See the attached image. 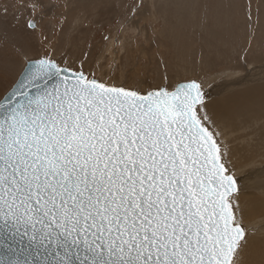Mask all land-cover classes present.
<instances>
[{"label":"snow or ice","instance_id":"6c2138e0","mask_svg":"<svg viewBox=\"0 0 264 264\" xmlns=\"http://www.w3.org/2000/svg\"><path fill=\"white\" fill-rule=\"evenodd\" d=\"M16 7L24 29L43 0ZM131 24L169 10L177 50L251 26L264 0H125ZM9 5L2 6L3 16ZM242 17V20H241ZM0 60V264H242L250 229L218 113L198 79L133 88L89 53Z\"/></svg>","mask_w":264,"mask_h":264},{"label":"rangeland","instance_id":"374dc122","mask_svg":"<svg viewBox=\"0 0 264 264\" xmlns=\"http://www.w3.org/2000/svg\"><path fill=\"white\" fill-rule=\"evenodd\" d=\"M23 2L0 0V60L22 61L25 57L21 48L28 57L49 54L57 60L67 57L70 61L87 52L85 71L133 88L160 83L164 70L158 61L165 60L170 76L177 81L198 78L211 94L212 101L264 82V77L259 76L264 72V15L251 26L240 23L233 30H221L215 35L206 32L203 41L190 43L183 51H178L175 37L165 35L170 14L167 9L161 10L159 15L155 9H147L146 13L151 14L129 24L122 18L125 0H43V21L36 31L28 32L23 19H15L19 13L27 16V8L16 7ZM147 2L166 3L167 0ZM4 4L9 5L6 18L2 11ZM241 80L247 81L241 85ZM216 118L222 120L218 122L224 133L223 142L239 180L238 214L243 219L246 217L245 225L251 230L242 264H264V216L254 211L258 205L264 213L260 208L264 204V185L261 184L264 182V141L260 143L263 151L260 148L259 151L261 135L256 132L260 128L251 129L249 125L232 132L224 126L222 115L218 113ZM247 145L253 147L252 150ZM247 199L254 201L255 208ZM258 201L261 204H257Z\"/></svg>","mask_w":264,"mask_h":264},{"label":"bare ground","instance_id":"6f19581e","mask_svg":"<svg viewBox=\"0 0 264 264\" xmlns=\"http://www.w3.org/2000/svg\"><path fill=\"white\" fill-rule=\"evenodd\" d=\"M17 12V11H16ZM264 70V69H263ZM259 76L261 77V76H263L264 77V72L262 71L260 74H259ZM263 77L261 78V79H263ZM245 79V78H244ZM247 80H245V81H242L241 80V82H240V84L242 85V84H244L245 82H246ZM261 81V80H260ZM263 81V80H262ZM261 83V82H260ZM223 89V88H222ZM217 92V91H216ZM220 92V91H219ZM218 92V93H219ZM213 94V93H212ZM220 94V93H219ZM232 94V95H231ZM212 103H213V107H214V109H215V111L217 112V113H219L220 114V116L222 115L223 116V118L222 119H224L225 120V124H224V126H226V128H230V130L233 132L234 130H236V132H237V130H238V127H249V125H250V128L252 129V128H255V127H258V128H260L259 130H257L256 132H257V134L258 135H261V138H260V140L258 141L259 142V145H258V147H257V149H259L260 148V143H262L263 144V142L262 141H264V82H263V84H261V85H258V86H252L251 87V85H250V87H247L246 89H243V90H241L240 89V91L239 92H234V93H230V94H228V96H225V97H223V98H220V99H217V100H213L212 101ZM219 117V116H218ZM221 120V118H218V120ZM238 120H240L239 122H237ZM221 122H222V120H221ZM222 126H223V124H222ZM249 128V129H250ZM257 136V135H256ZM258 144V143H257ZM252 145V144H251ZM264 145V144H263ZM254 146V145H253ZM247 147H249L248 145H247ZM250 148V147H249ZM251 148H253V147H251ZM250 148V149H251ZM255 148V147H254ZM262 148V147H261ZM260 148V149H261ZM256 149V150H257ZM260 149H259V151H260ZM248 150V149H247ZM252 150V149H251ZM255 150V151H256ZM262 150V149H261ZM263 151V150H262ZM256 153H260V152H256ZM238 154V153H237ZM255 154V153H254ZM262 154V153H261ZM259 156V155H258ZM249 158H252V157H249ZM260 158V157H259ZM253 159V158H252ZM251 159V160H252ZM262 159H263V157H262ZM263 162H264V160H263ZM262 164V163H261ZM256 171V170H255ZM264 171V170H263ZM262 171V172H263ZM258 172H260L259 170H258ZM251 174H253V172L251 173ZM261 174V173H260ZM255 176V175H254ZM260 176V175H259ZM258 176V177H259ZM252 177V176H251ZM253 180H256V179H254V178H252ZM258 179V178H257ZM262 179V178H261ZM243 180V179H242ZM241 180V181H242ZM259 180V179H258ZM245 181H246V179H245ZM248 181V180H247ZM255 182V181H254ZM258 182V181H257ZM251 183V182H250ZM252 184H253V182H252ZM256 184V183H255ZM262 185H264V182H262L261 183ZM258 185H260V184H258ZM246 186H247V183H246ZM248 187H250V186H248ZM253 189H254V187L253 186H251ZM257 187V186H256ZM261 187V186H260ZM259 187V188H260ZM264 187V186H263ZM257 189H258V187H257ZM251 192V191H250ZM251 193H254V192H251ZM250 193V194H251ZM248 194V193H247ZM249 194V195H250ZM252 195V194H251ZM247 196V195H246ZM253 196V195H252ZM249 197H251V196H249ZM248 197V198H249ZM254 197V201H255V196H253ZM252 197V198H253ZM257 197V196H256ZM251 198V199H252ZM262 198V197H261ZM260 197H259V199H261ZM257 199V198H256ZM262 200V199H261ZM261 200H260V202H261ZM247 202H249V201H251V200H249L248 201V199L246 200ZM253 201V202H254ZM262 201H264V200H262ZM242 202V201H241ZM244 203H245V201H243ZM252 201H251V204L250 205H252V203H253ZM259 201H258V203L257 204H259L260 203ZM238 203H240V202H238ZM243 203V204H244ZM250 203V202H249ZM261 204V203H260ZM247 205V204H246ZM250 205H248V206H250ZM241 206H242V204H241ZM245 206V205H244ZM255 205H254V203H253V207H254ZM253 207H251V209H253ZM256 207H258L259 208V206L258 205H256ZM245 208V207H244ZM255 208V207H254ZM255 209L254 211H256L258 214H260V215H262V216H264L263 214H262V210L260 211V209ZM260 208L261 209H263V211H264V204H263V206H260ZM246 209H248L247 207H246ZM253 211V210H252ZM253 211V212H254ZM247 212V211H246ZM246 214V213H245ZM248 214V213H247ZM249 216V215H248ZM257 215H255L254 217H256ZM246 218V217H245ZM244 218V219H245ZM249 218H250V216H249ZM255 220V219H254Z\"/></svg>","mask_w":264,"mask_h":264},{"label":"water","instance_id":"95a60500","mask_svg":"<svg viewBox=\"0 0 264 264\" xmlns=\"http://www.w3.org/2000/svg\"><path fill=\"white\" fill-rule=\"evenodd\" d=\"M239 192H240V185H239ZM239 192H238V193H239Z\"/></svg>","mask_w":264,"mask_h":264},{"label":"crops","instance_id":"0c3cea01","mask_svg":"<svg viewBox=\"0 0 264 264\" xmlns=\"http://www.w3.org/2000/svg\"><path fill=\"white\" fill-rule=\"evenodd\" d=\"M69 58H71V57H69ZM77 58V57H76ZM76 58H74V59H76Z\"/></svg>","mask_w":264,"mask_h":264}]
</instances>
